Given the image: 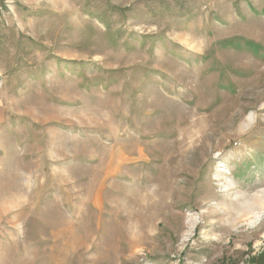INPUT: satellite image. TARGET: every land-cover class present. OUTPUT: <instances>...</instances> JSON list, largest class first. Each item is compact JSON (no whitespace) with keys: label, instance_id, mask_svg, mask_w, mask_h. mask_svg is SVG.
Returning <instances> with one entry per match:
<instances>
[{"label":"rangeland","instance_id":"1","mask_svg":"<svg viewBox=\"0 0 264 264\" xmlns=\"http://www.w3.org/2000/svg\"><path fill=\"white\" fill-rule=\"evenodd\" d=\"M0 264H264V0H0Z\"/></svg>","mask_w":264,"mask_h":264},{"label":"trees","instance_id":"2","mask_svg":"<svg viewBox=\"0 0 264 264\" xmlns=\"http://www.w3.org/2000/svg\"><path fill=\"white\" fill-rule=\"evenodd\" d=\"M251 45H253V47L251 48L252 50H256V49H258V45L257 44H251Z\"/></svg>","mask_w":264,"mask_h":264}]
</instances>
